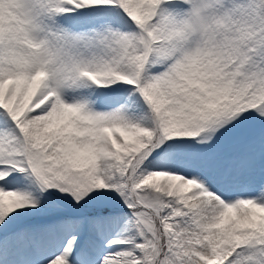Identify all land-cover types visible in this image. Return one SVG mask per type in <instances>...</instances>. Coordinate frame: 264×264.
<instances>
[{
	"label": "snow or ice",
	"instance_id": "1",
	"mask_svg": "<svg viewBox=\"0 0 264 264\" xmlns=\"http://www.w3.org/2000/svg\"><path fill=\"white\" fill-rule=\"evenodd\" d=\"M0 264H264V0H0Z\"/></svg>",
	"mask_w": 264,
	"mask_h": 264
}]
</instances>
